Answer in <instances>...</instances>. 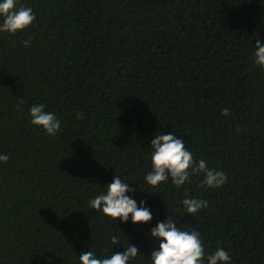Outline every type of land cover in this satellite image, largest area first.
I'll return each instance as SVG.
<instances>
[{
    "label": "trees",
    "instance_id": "trees-1",
    "mask_svg": "<svg viewBox=\"0 0 264 264\" xmlns=\"http://www.w3.org/2000/svg\"><path fill=\"white\" fill-rule=\"evenodd\" d=\"M19 3L36 19L0 33V240H155L149 230L167 216L202 240H264V70L252 56L256 39L264 46V0ZM33 104L56 114L58 134L31 124ZM169 132L227 182L147 185L151 140ZM114 175L150 222L90 208ZM185 198L208 207L190 216ZM202 243L206 254L223 247L229 264H264V241ZM128 244L141 254L129 264H151L158 241H0V264H80L83 252Z\"/></svg>",
    "mask_w": 264,
    "mask_h": 264
},
{
    "label": "clouds",
    "instance_id": "clouds-1",
    "mask_svg": "<svg viewBox=\"0 0 264 264\" xmlns=\"http://www.w3.org/2000/svg\"><path fill=\"white\" fill-rule=\"evenodd\" d=\"M36 16L31 7L19 3V0H2L0 2V33L15 34L33 24ZM25 47L29 41L23 42ZM253 63L264 70V46L256 39L252 53ZM22 110V107H21ZM31 124L41 127L48 135L54 136L61 130V121L54 112L45 110L44 104H33L29 108ZM230 115L229 109L224 108L221 116ZM82 118V113L77 114ZM244 129L237 128V132ZM152 170L144 176L147 185L158 187L168 182L180 188L185 182L191 183L192 176L203 175L200 186L205 188H219L227 182L226 173L210 168L208 161L201 158L196 160L193 153L185 147V142L177 138L172 132L161 133L151 140ZM9 156L0 154V162L7 163ZM128 182L114 175V179L106 186V191L96 195L89 201L90 208L98 210L104 216L116 221L119 218L125 223L131 218L133 224L147 223L152 220V213L145 207V201H137L126 193L134 192ZM185 213L195 216L202 209L208 207V201L201 198H185L182 202ZM150 236L158 241V249L150 255L151 264H229L231 256L223 247L217 246L212 254H206L201 235L196 230H181L176 220L167 216L149 230ZM120 244L119 236H111V245ZM123 252H117L106 257H97L93 251L83 252L79 256L80 264H129L136 258L139 250L128 244Z\"/></svg>",
    "mask_w": 264,
    "mask_h": 264
}]
</instances>
